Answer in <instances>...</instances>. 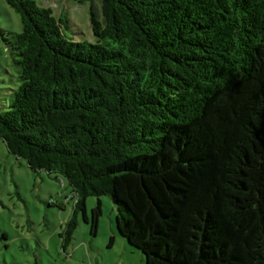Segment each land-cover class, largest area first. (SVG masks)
I'll list each match as a JSON object with an SVG mask.
<instances>
[{"label":"trees","instance_id":"16d2710c","mask_svg":"<svg viewBox=\"0 0 264 264\" xmlns=\"http://www.w3.org/2000/svg\"><path fill=\"white\" fill-rule=\"evenodd\" d=\"M5 1L23 28L0 26L19 81L0 137L68 179L66 242L108 195L145 264H264V0H102L94 42Z\"/></svg>","mask_w":264,"mask_h":264},{"label":"rangeland","instance_id":"374dc122","mask_svg":"<svg viewBox=\"0 0 264 264\" xmlns=\"http://www.w3.org/2000/svg\"><path fill=\"white\" fill-rule=\"evenodd\" d=\"M63 11L70 18L63 31L75 40L96 41L90 11L101 12L102 0H36ZM0 26L13 32L23 28L20 15L0 0ZM18 73L8 46L0 35V111L18 86ZM102 215L96 233L83 215L71 240L65 228L73 215L75 193L68 179L45 169L33 170L11 153L0 137V264H145L142 252L128 243L117 228V208L108 195L99 197ZM98 197L86 200L87 215ZM111 238L113 240H111Z\"/></svg>","mask_w":264,"mask_h":264}]
</instances>
